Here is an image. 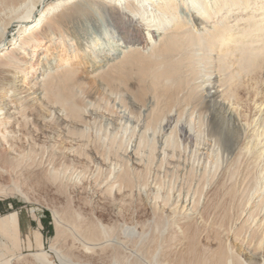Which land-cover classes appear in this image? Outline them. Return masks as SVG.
<instances>
[{
    "label": "rangeland",
    "instance_id": "1",
    "mask_svg": "<svg viewBox=\"0 0 264 264\" xmlns=\"http://www.w3.org/2000/svg\"><path fill=\"white\" fill-rule=\"evenodd\" d=\"M95 16L83 17L82 41L97 50L111 49L114 43L108 22ZM18 34L15 31L12 38ZM44 41L30 48L34 58L46 55L54 65L72 62L79 70L76 80L62 91L65 95L73 93L81 107L76 115L61 103H55L61 105V113L43 108L30 88L34 74L16 79L19 90L30 94L32 101L24 116L29 124L22 128L12 152L13 163L0 162V213L16 211L19 217V233L13 240L0 235V263L44 264L36 256L42 249L55 264H62L60 253L68 252L71 261L80 264H219V257L233 250L238 255H232L235 264L238 257L248 260L240 244L232 239L234 222L256 180L258 183L260 171L245 154L232 153L224 141H212V153L207 151V139L196 146L187 145L177 136L161 154L151 129L138 150L140 162L135 164L129 157L137 136L136 123L149 122L155 128L156 121L174 109L177 94L187 84L184 70L179 68L182 72L177 73L183 77L182 83L178 80L168 85L162 80L156 84L151 73L131 70L122 86L100 88L85 77V61H80L79 54L74 57L76 53L69 47L62 49L63 45ZM237 77L239 91L231 103L238 106L239 116H243L240 118L250 122L255 103L264 98V71ZM10 152L0 141V155ZM115 173L127 182L121 191L114 188L107 192L104 182ZM179 193L194 196L199 202L196 216L183 219L170 210ZM101 225L113 232L103 247L105 252L101 248L102 252L77 250L85 243L80 230ZM245 230L239 232L244 234ZM115 240L122 244L120 254L124 259L118 260L120 263L110 254L109 244H115Z\"/></svg>",
    "mask_w": 264,
    "mask_h": 264
},
{
    "label": "bare ground",
    "instance_id": "2",
    "mask_svg": "<svg viewBox=\"0 0 264 264\" xmlns=\"http://www.w3.org/2000/svg\"><path fill=\"white\" fill-rule=\"evenodd\" d=\"M97 14L108 22L114 43L105 51L82 41L83 17L93 19ZM15 31L19 32L18 37L12 38ZM44 40L63 45L62 49L69 47L76 53L74 57L79 54L80 61H85V77L100 88L120 86L131 70L151 73L155 83L164 80L168 85L175 84L183 78L177 75L182 72L178 69L184 70L187 84L178 91L174 109L156 121L155 128L149 122L140 120L136 123L137 136L129 157L135 164L140 162L138 150L151 129L161 154L166 153L167 146L178 138L187 145L196 146L200 140L207 139V151L212 153L214 144L211 142L224 141L232 153L245 154L249 163L260 171L258 183L256 180L257 185L232 229L233 241L240 244L242 254L248 255L246 261L238 257L236 264H264V98L255 103L250 122L243 121L238 106L231 103L239 87L238 75L264 71V0H0V141L11 150L0 155L2 164L13 163L12 152L22 135V128L29 124L24 116L32 100L30 94L24 95L19 90L17 78L34 74L30 88L41 100L43 108H53L61 113V105H55L61 103L73 115L80 111L74 94L65 95L62 91L73 86L79 70L72 62H67L70 58L66 64L58 65L47 61L46 55L34 58L30 48ZM27 56L35 60L29 61ZM125 179L115 173L104 182V190L117 188L121 191L127 182ZM175 199L170 205L175 215L190 219L198 214L199 202L194 196L179 193ZM97 226L89 231L86 227L84 231L80 230L86 244L78 245L77 250L85 253L106 249L103 247L111 240L113 232L103 225ZM242 228L246 229L244 234L239 232ZM18 229L16 211L0 213L3 238L13 240ZM117 242L109 244L115 262L124 259L120 254L122 244ZM234 251L221 253L218 263L235 264ZM68 253H60L64 264H80L71 261ZM36 256L44 264H55L43 249ZM0 264H8V261Z\"/></svg>",
    "mask_w": 264,
    "mask_h": 264
}]
</instances>
